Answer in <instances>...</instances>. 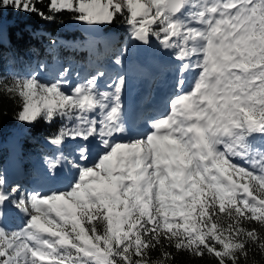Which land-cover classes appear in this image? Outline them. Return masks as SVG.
<instances>
[{
  "label": "snow or ice",
  "instance_id": "6c2138e0",
  "mask_svg": "<svg viewBox=\"0 0 264 264\" xmlns=\"http://www.w3.org/2000/svg\"><path fill=\"white\" fill-rule=\"evenodd\" d=\"M10 14L50 24L67 14L87 35L24 24L18 35L43 41L47 60L0 73V141L6 98L25 125L13 135L42 149L31 181L0 168V264L264 256V0H0V64L19 57ZM118 25L123 43L108 35ZM130 44L167 87L161 105L126 104L127 73L109 71L123 68ZM80 54L91 69L73 85ZM48 61L57 71L45 79ZM41 121L57 127L33 137ZM12 210L19 225L7 223Z\"/></svg>",
  "mask_w": 264,
  "mask_h": 264
},
{
  "label": "trees",
  "instance_id": "16d2710c",
  "mask_svg": "<svg viewBox=\"0 0 264 264\" xmlns=\"http://www.w3.org/2000/svg\"><path fill=\"white\" fill-rule=\"evenodd\" d=\"M63 23H60V21ZM72 19L67 15H63L57 18V22L54 24H50L44 21L39 20L36 17H26L17 14H10L8 16V21L10 24H13L14 27L12 28V47L18 50L19 57L15 63H9L7 61L0 64V73H8L14 72L23 74L27 71H33L35 69V64L38 60L47 59V57L43 53V47L41 46V40L31 39L25 33L23 37H20L18 34L22 31L24 24L30 25L32 29L35 31L41 29L43 33H55L59 36H79L82 34L76 27H74L73 31L70 32V28L68 23ZM114 35V40L120 43H123L127 39L126 31L124 26L117 27L116 30H110ZM42 34V33H41ZM35 46V48L40 49L41 55L40 56H33L27 52V48L29 46ZM84 59L83 56H77L76 58ZM3 110L6 111L8 114L7 116L2 117L3 121V135L2 138L6 135L10 134V128L16 124V121L12 118L14 115L15 105L12 101L7 100L6 98L2 101ZM57 127L56 124L48 125L41 121L39 124L35 126V128L31 129V135L35 137L38 133H47L48 131L54 130ZM22 146H21V156L23 157V161L28 162L31 161L36 155L39 154L41 151V147L38 145L37 141L31 138L23 139L22 138ZM4 154V153H3ZM2 154V155H3ZM0 156V166L2 164L3 156ZM155 255V253L153 254ZM254 264H264V256H260L259 254L252 257Z\"/></svg>",
  "mask_w": 264,
  "mask_h": 264
},
{
  "label": "rangeland",
  "instance_id": "374dc122",
  "mask_svg": "<svg viewBox=\"0 0 264 264\" xmlns=\"http://www.w3.org/2000/svg\"><path fill=\"white\" fill-rule=\"evenodd\" d=\"M68 26H69V28H70V32L71 31H73V29H74V27H75V24H74V22H73V20H71L69 23H68ZM37 34H44V35H47V33H43V31L41 30V29H39V30H37V31H35ZM86 33H83L82 32V34H79V36H82V35H85ZM108 35L110 36V37H112L113 39H114V34L111 32V31H109L108 32ZM57 36H59V35H57ZM79 36H74V37H79ZM59 37H61V38H72V36H66V37H64V36H59ZM43 41H41V46L43 45ZM130 46H132V48H134L135 49V51H133V52H131V54H132V56L134 55V56H137V52H138V49L134 46V45H129V47ZM81 56H83L84 55V59H82V57H80L81 59H76V64L74 65V69H73V73L75 74L77 71H79V72H81V70L82 69H84V71L85 72H88V71H90V69H91V66L88 64V62H86L87 61V59H86V56H85V54H80ZM79 55V56H80ZM51 62V61H50ZM50 62H48V64H49V67L50 68H52V69H55V68H57V65L54 63V62H52V63H50ZM83 63V64H82ZM53 64V65H52ZM82 68V69H81ZM129 69H133L134 71H137V66H135V64H134V62H133V60H131V62H130V65H129ZM56 71H54V73H55ZM76 82H78V80H76ZM25 128V125H23V124H18L17 122H16V124L13 126V127H11L9 130H10V134H8V135H6L5 137H3L2 138V141H0V156L2 155L3 156V158H2V164H1V166H0V168H3L6 164H5V162L6 161H8V153H9V151H10V142L13 140V139H15L16 140V142H17V150H18V154H19V156H20V158H22L23 159V157L21 156V146H22V138L21 139H17L13 134L19 129V130H22V129H24ZM35 157H36V155H34ZM34 157V158H35ZM21 159H17V161L15 162L17 165H20L21 164V161H20ZM23 163H24V167L25 168H27V167H36V164L38 165V161H35V159H32V161H28V162H24L23 161ZM15 164V165H16ZM4 170V169H3ZM14 212H15V214L13 213V215H14V217H13V219L9 222V224L11 223V226H16V225H19L20 223H21V221L20 220H18L17 218H16V211L14 210ZM18 214V213H17Z\"/></svg>",
  "mask_w": 264,
  "mask_h": 264
},
{
  "label": "bare ground",
  "instance_id": "6f19581e",
  "mask_svg": "<svg viewBox=\"0 0 264 264\" xmlns=\"http://www.w3.org/2000/svg\"><path fill=\"white\" fill-rule=\"evenodd\" d=\"M87 35V34H85ZM143 58H145V55L143 53L142 50L138 51L137 52V57H136V61H139V60H143ZM135 64V63H134ZM53 65V64H52ZM129 64H127L128 66ZM51 70H53V74H54V70L55 69H52L50 68ZM153 69V68H151ZM140 73H141V69H139ZM85 71L84 69L81 71V74H83ZM138 72V69L137 71H135L133 74L136 75V73ZM130 76L127 75V79H128V84H127V89H132L134 90L136 85L135 83H138L139 80L141 81V78H135L133 79V82L130 84L129 83V78ZM135 82V83H134ZM126 89V90H127ZM10 151L8 153V161H7V167L10 168L11 170V173H8V179L10 182H14V181H21V182H27V181H31L32 178H34L35 176V171L37 169H39V167H36L35 168H31V167H23V160L20 158L19 154H18V150H17V142L15 139H13L11 142H10ZM21 159V164L20 165H17L15 162L17 161V159ZM16 164V165H15ZM12 223V222H11ZM11 223L9 225H11Z\"/></svg>",
  "mask_w": 264,
  "mask_h": 264
},
{
  "label": "water",
  "instance_id": "95a60500",
  "mask_svg": "<svg viewBox=\"0 0 264 264\" xmlns=\"http://www.w3.org/2000/svg\"><path fill=\"white\" fill-rule=\"evenodd\" d=\"M74 22V24H75V27L82 33H86L87 34V32L85 31V27L83 26V25H81V24H79V23H77V22H75V21H73Z\"/></svg>",
  "mask_w": 264,
  "mask_h": 264
}]
</instances>
